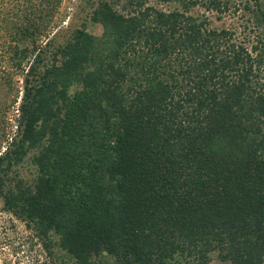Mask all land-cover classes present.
I'll use <instances>...</instances> for the list:
<instances>
[{"label":"trees","instance_id":"1","mask_svg":"<svg viewBox=\"0 0 264 264\" xmlns=\"http://www.w3.org/2000/svg\"><path fill=\"white\" fill-rule=\"evenodd\" d=\"M61 2L0 0V198L45 264H264V0H97L64 36Z\"/></svg>","mask_w":264,"mask_h":264},{"label":"rangeland","instance_id":"2","mask_svg":"<svg viewBox=\"0 0 264 264\" xmlns=\"http://www.w3.org/2000/svg\"><path fill=\"white\" fill-rule=\"evenodd\" d=\"M97 0H62L58 7V13L55 17L56 31L60 35H67L74 29L85 27L90 33L95 35L101 34V27L97 24H92L89 21V13L92 9V4ZM120 7L123 0H109ZM155 0H150L153 3ZM160 7L165 9H172L175 5H163ZM215 18V17H214ZM230 18H224L223 23L230 24ZM222 21H215V25H222ZM0 74H2L0 72ZM15 85L11 91V96L7 98L10 103L8 109L3 116L0 117V129H5L8 135H12L15 131V124L17 118V106L21 97V76L15 74ZM2 89V91H1ZM5 86H0V97L4 93ZM16 99V101H15ZM15 101V102H13ZM2 145H5L4 143ZM2 151V150H0ZM37 153L36 148L30 149L24 156L23 160L12 167L8 173V182L10 185L21 181L24 186H32L36 176V167L33 163V156ZM29 228L25 223L13 216L4 209L2 199L0 198V264H45V258L41 252L38 242L32 236ZM24 240L28 243H25ZM58 256L56 264H74L69 260L65 254L59 249L55 250ZM63 259V261H62ZM208 264H227L222 261L216 252L210 254Z\"/></svg>","mask_w":264,"mask_h":264}]
</instances>
